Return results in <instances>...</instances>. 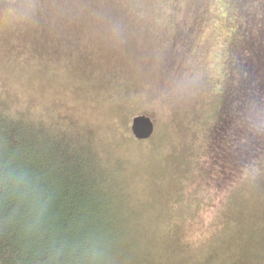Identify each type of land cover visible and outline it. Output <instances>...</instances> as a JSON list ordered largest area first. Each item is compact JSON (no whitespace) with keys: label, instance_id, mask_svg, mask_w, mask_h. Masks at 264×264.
Listing matches in <instances>:
<instances>
[{"label":"trees","instance_id":"obj_1","mask_svg":"<svg viewBox=\"0 0 264 264\" xmlns=\"http://www.w3.org/2000/svg\"><path fill=\"white\" fill-rule=\"evenodd\" d=\"M94 1L0 0L1 21L29 12L17 25L25 29L9 32L16 43L0 35V264H261L264 217L262 225L251 217L264 203V182L245 175L264 154V0H217L226 31L232 28L218 121L193 161L174 160L172 152L171 157L154 147L157 160L177 164L178 184L170 191L161 172H155L161 188H145L158 167L153 152L130 163L122 150H103L98 143L100 160L90 149L92 139L108 146L105 138L119 147V135L128 147L142 142L125 129L114 133L121 112L109 98L120 107L127 99L119 83L105 85L96 74L89 83L90 76L60 71L73 46L91 64L93 53L102 58L100 48L98 55L94 47L87 50L92 31L87 8H96ZM61 83L73 86L71 95ZM104 153L114 157L113 166L101 162ZM136 179L142 180V193L137 183L129 198L125 189ZM170 196H179L177 206L192 203L195 210L183 220L172 217ZM235 210L234 219L226 218ZM218 217L223 219L216 223ZM200 226L210 233H197ZM237 237L247 246L240 242L233 252ZM151 241L153 257L133 260L123 253L122 248H149ZM181 251L187 256H173Z\"/></svg>","mask_w":264,"mask_h":264},{"label":"rangeland","instance_id":"obj_2","mask_svg":"<svg viewBox=\"0 0 264 264\" xmlns=\"http://www.w3.org/2000/svg\"><path fill=\"white\" fill-rule=\"evenodd\" d=\"M89 1L95 3L94 0ZM97 2L99 4H95L96 8H87L88 16L92 14V19L89 17L92 25V31L89 32L91 44L89 46L87 43V50L94 47L98 55V48H100L104 52L102 58L96 59V54L93 53L91 64L86 57L80 58L73 46L64 58L69 64L60 71L69 76L75 74L85 78L90 76L87 80L89 83H92V75L96 74L105 78L102 80L105 85L115 81L122 86L125 92L123 94L127 99H124L125 103H122L121 107L113 96H109L115 109L121 112L120 115L117 114L116 127L119 126V129L117 127L114 130L117 135L121 131L123 133V129L131 134V119L137 115H151L148 117L153 123L154 130L147 143H142L146 141L144 140L135 147L130 146L134 148L133 154L123 148L127 140L123 139V141L120 135L118 139L122 143H119V147L117 144L111 146L112 141L105 138L109 147L103 140L95 142L92 139L89 141L90 149L100 160L96 152L99 148L98 143L104 146L101 147L103 150L110 149L118 153V150H122L119 154L126 162L150 152H153L157 160L160 154L154 152L155 148L159 151L161 148V152L165 154L168 152L171 157L173 154L174 160L182 158L186 161L188 157V161L190 159L193 161L204 151L210 137V130L212 131L218 121L220 96L227 80L224 76L228 44L226 36L232 28L226 31L225 14L220 10L221 6L223 9V5L217 0H97ZM21 12L17 14V21H14L13 17L8 18V21L0 20L1 23L8 25V27L0 25L1 36L10 39L16 31L25 29V27L19 29L17 25L21 21L20 18L26 17V13L29 12ZM10 31H13L11 36ZM20 36L22 37L21 34ZM12 39L16 43V37L13 36ZM22 40L25 42L23 37ZM77 59H81V63H78ZM59 86L62 90L70 92V95L73 92V86L69 83H61ZM231 88L232 85L229 90ZM78 100L82 99L78 98ZM111 118L113 119V116ZM110 122L111 119L107 118L104 123L106 125ZM241 146L244 147L245 144L241 143ZM125 147L130 148L126 144ZM105 154L107 153H104V156L101 155L104 158L101 162L113 166L116 160L113 156L109 160L111 155L105 157ZM260 161L255 168L246 171L245 176L249 177V181L255 179L258 182H264V154ZM157 163L160 168L157 167L149 174L154 177L150 182L152 185H145V188L160 189L161 181L155 180V172H161L164 176L162 181L169 184V191L174 190L178 184L175 183L177 164L173 159L170 164L163 163L161 159H158ZM139 182L141 183L142 180L136 179L132 185L129 183L130 187L125 189L129 198L136 194L137 183L139 193H142ZM107 191L109 193V188H103V192ZM184 191L182 201L187 195V190ZM144 192L148 193L146 189ZM159 192L161 194V191ZM115 194L118 195V193ZM178 197H169V210L173 212L172 217L183 220L189 212L195 210L196 206L192 203L177 206L175 201ZM129 198L128 201H130ZM136 199L140 201L137 195ZM133 205H135L134 202ZM258 206L260 208L253 211L255 215L251 217V221L261 224V219L264 217V203ZM198 211L203 213L202 206ZM235 212L236 210L226 218L234 219ZM137 216L141 218L140 211ZM221 219L223 218L218 217L216 223ZM245 229L247 230L248 226ZM201 231L204 236L210 233L209 229L202 226L196 232L201 233ZM236 234L242 236L239 231ZM262 236H264V230ZM237 239L233 252L235 248H239L240 242L245 248L247 246V242H243L239 237ZM149 244V248H122L123 253L132 254V259L139 257V260L145 256L153 257L156 248L152 241ZM173 256L183 258L187 256V253L176 252ZM261 261V264H264V256ZM157 262L159 263L158 260Z\"/></svg>","mask_w":264,"mask_h":264},{"label":"water","instance_id":"obj_3","mask_svg":"<svg viewBox=\"0 0 264 264\" xmlns=\"http://www.w3.org/2000/svg\"><path fill=\"white\" fill-rule=\"evenodd\" d=\"M153 123L148 116L137 115L131 119L130 132L138 141L148 140L153 134Z\"/></svg>","mask_w":264,"mask_h":264}]
</instances>
